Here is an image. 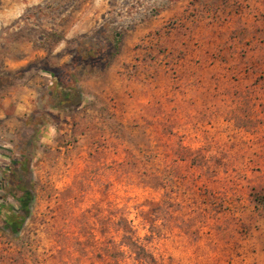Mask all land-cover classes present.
Wrapping results in <instances>:
<instances>
[{
    "label": "rangeland",
    "instance_id": "rangeland-1",
    "mask_svg": "<svg viewBox=\"0 0 264 264\" xmlns=\"http://www.w3.org/2000/svg\"><path fill=\"white\" fill-rule=\"evenodd\" d=\"M0 203V264H264V0H0Z\"/></svg>",
    "mask_w": 264,
    "mask_h": 264
},
{
    "label": "trees",
    "instance_id": "trees-1",
    "mask_svg": "<svg viewBox=\"0 0 264 264\" xmlns=\"http://www.w3.org/2000/svg\"><path fill=\"white\" fill-rule=\"evenodd\" d=\"M61 82L60 80L59 84ZM63 94L64 98L68 97L65 91ZM31 199V191L24 189L22 195L17 198L18 209L10 207L12 212L4 219V223L13 232L21 228L29 215ZM3 206L4 204L0 203V212ZM113 224L117 223L113 222ZM119 230L121 231L119 241H116L113 236L108 240L109 264H165L154 256L147 243L148 237L139 236L131 220L123 218Z\"/></svg>",
    "mask_w": 264,
    "mask_h": 264
}]
</instances>
